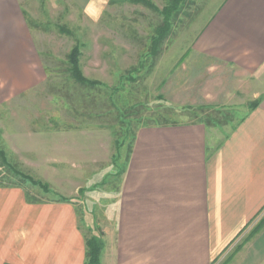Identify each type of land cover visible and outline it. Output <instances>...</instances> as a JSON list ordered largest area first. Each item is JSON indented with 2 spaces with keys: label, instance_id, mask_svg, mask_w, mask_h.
<instances>
[{
  "label": "rangeland",
  "instance_id": "1",
  "mask_svg": "<svg viewBox=\"0 0 264 264\" xmlns=\"http://www.w3.org/2000/svg\"><path fill=\"white\" fill-rule=\"evenodd\" d=\"M221 1L182 0L166 19L170 0H21L44 77L0 104V184L22 187L49 232L65 224L79 252L104 231L139 126L232 127L248 111L240 73L190 48Z\"/></svg>",
  "mask_w": 264,
  "mask_h": 264
},
{
  "label": "crops",
  "instance_id": "2",
  "mask_svg": "<svg viewBox=\"0 0 264 264\" xmlns=\"http://www.w3.org/2000/svg\"><path fill=\"white\" fill-rule=\"evenodd\" d=\"M190 41L240 73L249 109L232 127H138L105 205L99 264H213L229 252L227 264H264V0H222ZM34 48L21 0H0V104L43 79ZM26 200L0 185V264H84L64 220L49 232Z\"/></svg>",
  "mask_w": 264,
  "mask_h": 264
},
{
  "label": "trees",
  "instance_id": "3",
  "mask_svg": "<svg viewBox=\"0 0 264 264\" xmlns=\"http://www.w3.org/2000/svg\"><path fill=\"white\" fill-rule=\"evenodd\" d=\"M181 1L182 0H170V2L164 6V8L162 9V14L164 15L166 19L171 16L170 15L171 12L175 10V8L179 5ZM165 23H167V21ZM163 25H167V24H163ZM158 29L156 31L158 32V34L156 33L155 35L156 37L152 39L154 43L153 48H155L157 43L165 37L164 32H163L164 29H161V28H158ZM174 123H176V121L173 120L172 122H169L167 117L160 116L157 121L153 119H149V121L146 122V125H154V124L166 125V124H174ZM0 185H3V184H0ZM98 234L100 237L92 233L90 237L85 239V262L84 264H99L100 252L103 247V242H102L101 233L98 232Z\"/></svg>",
  "mask_w": 264,
  "mask_h": 264
}]
</instances>
